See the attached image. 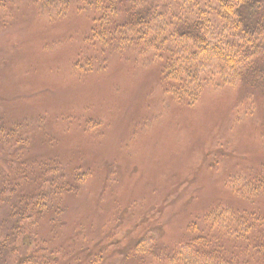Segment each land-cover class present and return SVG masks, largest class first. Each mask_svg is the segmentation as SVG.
Instances as JSON below:
<instances>
[{"label": "rangeland", "instance_id": "374dc122", "mask_svg": "<svg viewBox=\"0 0 264 264\" xmlns=\"http://www.w3.org/2000/svg\"><path fill=\"white\" fill-rule=\"evenodd\" d=\"M82 5L0 0V116L23 127L9 155L25 163L22 177L29 180L27 160L38 157L85 178L62 197L53 240L50 225L37 232L49 237L47 249L64 250L85 229V244L116 264L142 237L172 246L210 207L242 205L223 182L237 160L264 165V93L217 77L194 106H178L160 87L158 64L127 52L96 64Z\"/></svg>", "mask_w": 264, "mask_h": 264}, {"label": "trees", "instance_id": "16d2710c", "mask_svg": "<svg viewBox=\"0 0 264 264\" xmlns=\"http://www.w3.org/2000/svg\"><path fill=\"white\" fill-rule=\"evenodd\" d=\"M82 2L81 9L92 17L87 46L96 64L126 52L158 64L160 87L178 106H194L217 77L219 84L231 78L250 82L247 91L256 86L264 93V0ZM11 120L0 116V147L6 148L0 172H8L0 177V206L6 210L1 212L7 218L0 224V264H55L59 256L69 259L60 264H114L100 250L94 252L91 240L85 244V229L68 239L64 250L47 249L49 237H40L42 227H52L53 240L62 197L74 195L85 178L72 177L74 170L54 158L44 163L38 157L27 160L29 180L22 177L17 168L24 170L25 163L14 156L13 164L9 155H16L14 136L23 127ZM237 163L240 167L224 178L223 186L242 205L210 207L172 246L142 237L116 264H264V165L247 169Z\"/></svg>", "mask_w": 264, "mask_h": 264}]
</instances>
